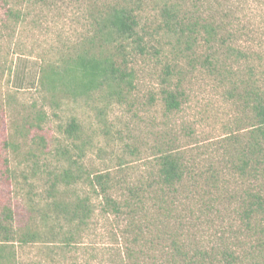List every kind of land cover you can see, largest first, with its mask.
I'll return each mask as SVG.
<instances>
[{
    "label": "rangeland",
    "instance_id": "obj_1",
    "mask_svg": "<svg viewBox=\"0 0 264 264\" xmlns=\"http://www.w3.org/2000/svg\"><path fill=\"white\" fill-rule=\"evenodd\" d=\"M103 1L110 0H0V203L12 204L21 229L34 210L30 223L34 218L36 227L38 207L47 203V178H33L37 189L28 195L26 185L16 189L7 180L6 168L32 174L48 160L54 169L63 163L51 152L63 144L80 167L108 174V194L121 204L120 211L104 213L105 194L93 195L97 210L83 231L70 239L66 229L56 244L16 242L18 264H191L173 241L190 257L211 261L230 249L244 264H264V219L243 212L245 191L264 188V177L251 172L261 154L248 147L253 113L238 97L255 84L264 89V0L198 2L205 15L226 17L220 35L247 54L240 59L217 46L214 73L190 63L194 56L204 58V40L178 54L169 34L157 31L159 24L142 25L156 34L149 44L164 53H143L128 42L123 54L98 33L95 13ZM171 1L194 9L195 0ZM162 2L147 0L142 17L155 15L153 7ZM9 7L21 17L7 14ZM86 50L108 56L129 74L121 91L75 97L60 88L54 94L41 82L50 64ZM167 63L173 76L164 83ZM166 87L179 93V108H167ZM72 120L79 131H65ZM166 152L181 156L188 168L177 189L153 195L157 158ZM246 157L248 166L240 170ZM59 184L58 198L66 199L68 186Z\"/></svg>",
    "mask_w": 264,
    "mask_h": 264
},
{
    "label": "trees",
    "instance_id": "obj_2",
    "mask_svg": "<svg viewBox=\"0 0 264 264\" xmlns=\"http://www.w3.org/2000/svg\"><path fill=\"white\" fill-rule=\"evenodd\" d=\"M206 1L195 0L193 9L192 7L183 6L180 4L181 2L173 3L171 0H163L159 6L153 7L155 15L152 14L151 18L147 17L146 19L142 16L146 10L144 9V3L147 0L103 1L101 6L96 10L95 21L101 38L110 44L117 43L122 53V48L126 49L124 44L128 42L131 45L135 44L139 46L143 53L151 51L157 57L164 53L162 46L159 47L155 43L149 44V38H154L156 34L149 30L150 26L142 24H159L157 31H161L162 29L169 34L170 39L172 38L173 41L171 43L176 48L175 50L178 51V54H184L186 50L193 49L204 40L209 45L204 58L200 60L198 56H194L190 60V63L194 66L199 64L203 68L212 70L214 73V71L219 70V64L216 63L218 62L216 56L218 47L224 48L227 53L229 52L236 57L238 56L237 58L240 59L246 57L247 54L234 44H229L227 39L223 35H220L222 26L219 24H226L227 19L226 17H221V15L219 20H217L215 18L217 14L215 15V13L205 15V12L200 7L201 4L198 5V2ZM6 11L7 14L13 15L15 19L21 17V15L13 13L11 7ZM172 74V64L167 63L164 70V83H169L173 76ZM128 75L108 56L86 50L77 52L63 59L60 63L50 64L46 68L41 82L47 85L48 89L54 94L60 88L75 97L104 90L107 94L112 95L115 91H121L122 84L127 80ZM162 97L168 109L180 107L179 93L173 88H164L162 90ZM238 97L240 101L251 107L253 113L254 127L248 147L252 155H255L257 150L261 154L257 160L255 159L257 164L252 167V176L257 177L261 175L264 177V154H262L264 151L262 144L264 140V89L259 88V85L255 84L242 89ZM43 116L44 114L41 112L38 113V119H44ZM78 129V123L72 120L65 131L73 132ZM51 156L53 158L57 156V159L63 165H57V167L52 169L51 162L49 163L47 160L41 166L40 164L36 165L31 171L32 174H28V171L23 169L20 171V175H17L18 170L10 167L6 168L5 174L7 175V180L10 179L11 183H15L16 189L18 187L24 188L26 185L28 187V195L34 193V189H37L34 187L33 178H36L39 173L44 174L47 178L46 182H48H45V185L47 184L48 186L44 188L47 194L45 197L47 203L45 207H38L40 217L36 227V222H33L34 218L32 223H30L34 216V210H30V218L23 225L24 229L16 225L17 219L12 204L7 202L0 203V264H18L15 250L16 242L22 245L38 241L56 244V242L62 243V238L66 237L68 233H70L69 237L71 239L74 234L83 231L89 225L97 210V206L92 199L93 195L100 196L102 193L105 194V201L102 206L104 213H108L110 210L115 212L121 210L120 202L108 194V174L91 172L84 167H80L78 164L79 160L72 158L73 154L69 149V145L62 144L57 146L52 150ZM250 160L252 161L251 158ZM248 163L249 160L246 157L243 160V164L239 165L238 168L244 170V167L246 168ZM157 167V180L152 186L154 190L153 195H157L161 191L166 195L168 193L166 191L167 188L171 191L177 189V185L182 181L188 168L183 158L172 152L159 155ZM18 176H21L23 180ZM59 182H64L68 186V196L66 199L58 198ZM84 184L90 185L89 188H84L82 186ZM155 184L159 185L160 190L154 188ZM263 190V186H260V190L258 191L250 189L245 191L247 201L243 212L247 218L250 219L253 215L260 214L262 215V219H264ZM131 192L133 197L137 196V199L140 202L142 201L143 197L139 192L132 190ZM161 197L165 199L164 197L167 196ZM126 203L129 206L132 205L130 201H126ZM34 209L36 210V208ZM261 225L259 233L264 235V224ZM66 229L68 230L66 231ZM263 237L261 238L263 239ZM261 243L264 246L263 241ZM173 244L178 254L189 256L191 264H244L243 261L239 260L238 254L230 249L222 251L220 256H212L211 261H207L203 256L201 258L200 256L197 257V254H195L196 257H190L187 251L182 252L183 248H180L181 246H179L178 242L173 241ZM201 255H204V253L202 252ZM213 257L216 263H212Z\"/></svg>",
    "mask_w": 264,
    "mask_h": 264
}]
</instances>
